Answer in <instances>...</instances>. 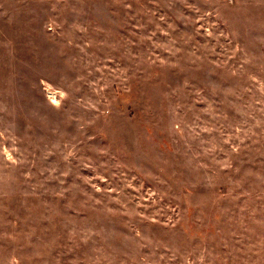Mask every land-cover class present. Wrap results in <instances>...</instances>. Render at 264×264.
Listing matches in <instances>:
<instances>
[{"label": "rangeland", "instance_id": "obj_1", "mask_svg": "<svg viewBox=\"0 0 264 264\" xmlns=\"http://www.w3.org/2000/svg\"><path fill=\"white\" fill-rule=\"evenodd\" d=\"M0 264H264V0H0Z\"/></svg>", "mask_w": 264, "mask_h": 264}]
</instances>
